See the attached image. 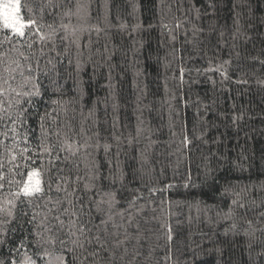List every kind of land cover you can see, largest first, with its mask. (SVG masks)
Listing matches in <instances>:
<instances>
[{"label":"trees","instance_id":"1","mask_svg":"<svg viewBox=\"0 0 264 264\" xmlns=\"http://www.w3.org/2000/svg\"><path fill=\"white\" fill-rule=\"evenodd\" d=\"M17 1L0 264H264V0Z\"/></svg>","mask_w":264,"mask_h":264},{"label":"rangeland","instance_id":"2","mask_svg":"<svg viewBox=\"0 0 264 264\" xmlns=\"http://www.w3.org/2000/svg\"><path fill=\"white\" fill-rule=\"evenodd\" d=\"M0 19L16 34H22L25 28L19 17V2L17 0L0 1ZM40 190L37 174H31L28 184L24 189L25 194H33Z\"/></svg>","mask_w":264,"mask_h":264}]
</instances>
